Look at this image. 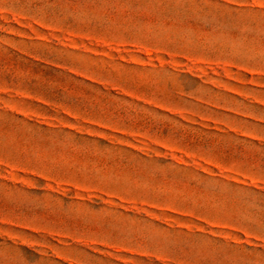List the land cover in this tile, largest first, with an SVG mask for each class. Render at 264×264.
<instances>
[{
	"label": "rangeland",
	"instance_id": "rangeland-1",
	"mask_svg": "<svg viewBox=\"0 0 264 264\" xmlns=\"http://www.w3.org/2000/svg\"><path fill=\"white\" fill-rule=\"evenodd\" d=\"M0 264H264V0H0Z\"/></svg>",
	"mask_w": 264,
	"mask_h": 264
}]
</instances>
